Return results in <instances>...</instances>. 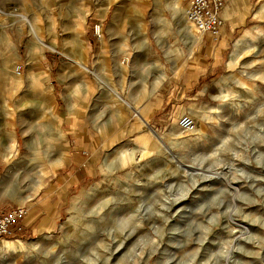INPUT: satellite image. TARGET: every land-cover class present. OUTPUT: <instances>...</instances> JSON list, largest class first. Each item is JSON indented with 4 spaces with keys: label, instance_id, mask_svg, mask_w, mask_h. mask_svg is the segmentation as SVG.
Listing matches in <instances>:
<instances>
[{
    "label": "rangeland",
    "instance_id": "obj_1",
    "mask_svg": "<svg viewBox=\"0 0 264 264\" xmlns=\"http://www.w3.org/2000/svg\"><path fill=\"white\" fill-rule=\"evenodd\" d=\"M170 1L0 0V212L28 199L0 264H264V0L230 43L202 33L195 49ZM82 38L86 66L74 60ZM12 57L22 84L3 74ZM45 73L53 114L2 106ZM180 106L202 133L178 136ZM16 240L25 247L3 246Z\"/></svg>",
    "mask_w": 264,
    "mask_h": 264
},
{
    "label": "crops",
    "instance_id": "obj_2",
    "mask_svg": "<svg viewBox=\"0 0 264 264\" xmlns=\"http://www.w3.org/2000/svg\"><path fill=\"white\" fill-rule=\"evenodd\" d=\"M170 7L172 8L174 19L176 22L180 25V29L182 32H184L186 39L192 46V49H195L199 44L202 43L203 35L197 32V30L189 24V22L186 20L185 16L181 14L179 8H181V1L180 0H171L170 1ZM256 7L255 0H228L223 11H222V17L224 19V25L221 30L220 39L227 45V43H230V39L233 33L239 28V26L242 24V20L247 19L250 17V11ZM249 8V9H247ZM135 28L138 32V34H141L143 37L142 43L145 45L147 44V37L145 35L144 29H145V23L143 21H137L135 23ZM143 28V29H142ZM191 28V29H190ZM244 42V40L238 41L236 44V48L234 49V52L231 56L230 62L232 64H235L238 58V44L241 46V44ZM224 44V45H225ZM79 48L77 51L73 52L75 57V63L78 65H87L89 61L88 57V48L84 44L83 38L79 40ZM50 48L52 50L56 49L55 45H51ZM242 48V47H241ZM126 49V44L125 48ZM40 58L41 56H37L36 59L33 61L36 62L35 68H40ZM16 57L7 58L4 60L3 64V74L6 77H9L10 80L15 84H20L23 82L22 79V73L18 74L14 72V69L16 67ZM63 69V67H62ZM61 69V70H62ZM37 73L40 70H35L33 73ZM106 72V79L107 81L112 85V80L110 77V68L107 66L105 67ZM56 80H53L51 76H49V73H45L42 75L35 76L32 75V79L30 81L25 82L18 90L19 94L14 95H2V106L6 108V110H9L8 112H11L14 108H21L25 112L30 113L33 117H39V116H47L48 114H53L52 110L55 108V87H56ZM22 84V83H21ZM58 84V83H57ZM67 84V82L64 80V86ZM14 85V84H13ZM92 83L90 81H86L80 85V91L83 92L84 95H89L92 92H94L95 88L92 87ZM14 87V86H13ZM11 93V92H10ZM73 96V92L71 93ZM80 104V103H79ZM11 110V111H10ZM22 110V112H23ZM6 113L3 112L2 109V119L3 117L8 116L12 113ZM186 112V108L183 106L178 107L176 110V115H183ZM121 115H124L121 113ZM9 117V116H8ZM6 121V120H5ZM8 121H12L11 119H8ZM3 122V121H2ZM17 122V120L15 121ZM19 122V121H18ZM145 123H147V119L144 120ZM43 123L48 127L51 128L54 132V134L58 137H64V132L62 131V128L60 125L53 121V119L49 118L43 121ZM174 130L176 133L181 135L179 129V124L177 123L176 117L174 118ZM152 134L159 135L155 130H151ZM150 132L144 133L141 135V139H146L151 135ZM159 137H161L159 135ZM179 140H181V137H178ZM6 142L2 141V144H5ZM18 143L14 141L13 148L17 150ZM112 168H114L112 166ZM28 199L23 198L19 200V203L24 205L28 201ZM11 206V205H9ZM8 208H5L3 211H5ZM1 213V212H0ZM27 219V218H26ZM25 219V221H26ZM47 220L44 221L42 225L39 226V230H41L44 226H47ZM33 221L27 222V227L32 229Z\"/></svg>",
    "mask_w": 264,
    "mask_h": 264
},
{
    "label": "built area",
    "instance_id": "obj_3",
    "mask_svg": "<svg viewBox=\"0 0 264 264\" xmlns=\"http://www.w3.org/2000/svg\"><path fill=\"white\" fill-rule=\"evenodd\" d=\"M185 16L199 32L209 34L218 39L224 25L222 11L228 0H185ZM97 37H101L100 25L94 28ZM18 71L20 66L17 67ZM179 125L185 131H193L195 122L189 115H183L178 120ZM27 208L24 205H15L0 213V238L15 237L26 229L25 219Z\"/></svg>",
    "mask_w": 264,
    "mask_h": 264
},
{
    "label": "bare ground",
    "instance_id": "obj_4",
    "mask_svg": "<svg viewBox=\"0 0 264 264\" xmlns=\"http://www.w3.org/2000/svg\"><path fill=\"white\" fill-rule=\"evenodd\" d=\"M178 11H180L181 12V14L182 15H184L185 16V10L183 9V8H179V10ZM186 17V16H185ZM187 20V19H186ZM188 21V20H187ZM189 22V21H188ZM189 24H191L196 30H197V32H199L198 31V29L192 24V23H190L189 22ZM143 29V28H142ZM191 29V28H190ZM200 34H202L201 32H199ZM39 39H40V36H39ZM15 72L16 73H18V74H20L21 72L20 71H18V69H17V66L15 67ZM189 116H191L190 114H188ZM192 118H193V116H191ZM179 120V119H178ZM193 120H194V118H193ZM194 122H195V120H194ZM178 124H179V122H178ZM180 126V125H179ZM183 131H184V129H183ZM192 133H197V134H200V133H202V124L200 123V122H195V129L193 130V131H191ZM192 135V134H191ZM3 246H5V247H12V249H14V250H18V249H22L23 248V246H24V243H21L20 241H18V240H16V241H3ZM25 247V246H24Z\"/></svg>",
    "mask_w": 264,
    "mask_h": 264
}]
</instances>
